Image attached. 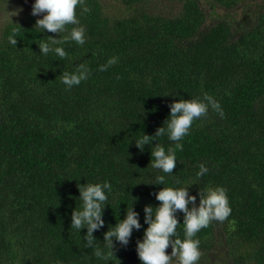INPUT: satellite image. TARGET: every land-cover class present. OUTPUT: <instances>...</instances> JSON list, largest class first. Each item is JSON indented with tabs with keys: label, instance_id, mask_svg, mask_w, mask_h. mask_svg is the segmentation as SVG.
<instances>
[{
	"label": "trees",
	"instance_id": "obj_1",
	"mask_svg": "<svg viewBox=\"0 0 264 264\" xmlns=\"http://www.w3.org/2000/svg\"><path fill=\"white\" fill-rule=\"evenodd\" d=\"M11 1L0 0V11ZM110 1L125 11L111 15L107 0H85L90 11L83 15L77 9L86 42L59 45L63 60L40 54L39 39L59 35L33 29L37 17L1 30L0 264H141L136 241L148 227L143 209L159 205L154 193L163 187L144 183L165 174L149 166L150 146L141 152L132 140L154 135L173 99L205 94L224 116L209 109L193 122L164 186L191 184L203 163L209 171L190 195L222 186L232 211L196 234L200 252L223 250L233 264H264V4L244 19L230 14L207 23L200 0ZM206 1L212 10L229 11L258 0ZM13 28L16 47L7 42ZM81 63L91 75L66 89L59 75ZM156 139L153 145L174 146L166 135ZM87 181L112 186L105 226L94 233L103 257L84 246L86 229L81 235L70 229L79 206L70 195L78 197L77 185ZM132 205L142 228L109 254L103 234ZM177 218L183 223V213ZM177 233L183 239L182 224Z\"/></svg>",
	"mask_w": 264,
	"mask_h": 264
},
{
	"label": "clouds",
	"instance_id": "obj_2",
	"mask_svg": "<svg viewBox=\"0 0 264 264\" xmlns=\"http://www.w3.org/2000/svg\"><path fill=\"white\" fill-rule=\"evenodd\" d=\"M81 15L90 11L85 0H34L31 8V15L40 17L36 20L33 29H38L40 33H57L55 36H47V40L39 39L36 43L40 49V54L47 56L54 53L59 60H63L67 53L64 47L59 46L66 42H74L77 45H84L86 42L85 28L80 25L77 9ZM69 25H72L69 29ZM18 33L15 28L7 37V42L16 47ZM113 63L108 61V65ZM108 65L100 66V71L106 70ZM91 75L87 66L83 63L75 66L73 71L63 70L59 75L60 81L71 89L88 79ZM172 95V94H168ZM163 95V96H168ZM178 95V93L176 94ZM170 113L164 121L163 126L157 128L154 135L143 134L132 141L141 151L146 145L150 146V164L152 169L159 173L170 175L177 164L176 152L182 151L181 141L189 134L193 122L208 115L209 109L218 113L223 118L224 112L220 104L212 96L205 94L202 99H173L168 105ZM167 136V139L174 146L167 149L160 143L153 145L157 137ZM131 141V143H132ZM130 143V144H131ZM209 169L201 163L195 173V180H199ZM165 175L157 174L150 185H163L154 193L159 205L153 207L146 205L144 211V223L148 225L144 229L142 239L136 241V252L141 264H170L172 258L177 264H198L201 256L200 241L196 239V234L206 228L213 221L223 222L231 214L227 190L222 186L208 187L199 190V204L197 205V195H190L189 188L196 185L195 180L181 187H165ZM140 184V183H137ZM135 184V185H137ZM180 184V181H177ZM78 197H72L79 201V206L71 211L70 229L76 230L81 235V230L86 229L83 235L84 246L92 248L97 257H103L104 252L96 244L95 232L105 226L104 210L108 205V197L112 192V186L108 181L103 183L78 184ZM191 205V207H189ZM183 213V223L177 218V212ZM140 214L134 207H127L125 217L119 219L114 226H109L103 234L104 247L110 250L109 254H114L116 245L126 247L134 230H140ZM178 224L183 225V239L177 233ZM174 237V238H173ZM171 246V254L166 253V249Z\"/></svg>",
	"mask_w": 264,
	"mask_h": 264
},
{
	"label": "rangeland",
	"instance_id": "obj_3",
	"mask_svg": "<svg viewBox=\"0 0 264 264\" xmlns=\"http://www.w3.org/2000/svg\"><path fill=\"white\" fill-rule=\"evenodd\" d=\"M109 5V13L111 15H114L115 13L119 12L120 10L125 11L118 2L107 0ZM34 3V0H14L9 3V6L4 8L0 11V33L4 25L11 22L12 20H18V21H28L29 18H33L35 16L31 15V8L32 4ZM200 4L204 11L207 12L208 18L207 23H211L214 21H217L220 17L229 18L232 17L231 15H235L238 20L244 19L245 17H248L247 15L251 14L252 12L259 11V7L264 4L263 0H258L256 2L251 3L250 5H241L236 10H229L226 11L223 8H218L216 10H212L209 5L207 4L206 0H200ZM168 8V12L172 10L173 12L176 10V8H170L165 5H163V11H165ZM231 14V15H230ZM37 18H42V15ZM227 253H225L223 250L221 251H212L209 253H203L201 252V256L199 258L198 264H206V263H212V264H233L228 259ZM170 264H177L176 259L172 258L170 261Z\"/></svg>",
	"mask_w": 264,
	"mask_h": 264
}]
</instances>
